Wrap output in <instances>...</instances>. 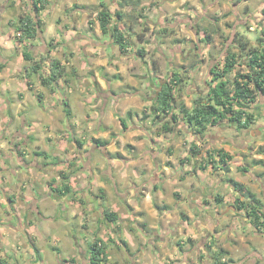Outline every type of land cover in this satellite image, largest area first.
I'll return each instance as SVG.
<instances>
[{
  "label": "clouds",
  "instance_id": "1",
  "mask_svg": "<svg viewBox=\"0 0 264 264\" xmlns=\"http://www.w3.org/2000/svg\"><path fill=\"white\" fill-rule=\"evenodd\" d=\"M261 64L264 0H0V264H264Z\"/></svg>",
  "mask_w": 264,
  "mask_h": 264
},
{
  "label": "trees",
  "instance_id": "2",
  "mask_svg": "<svg viewBox=\"0 0 264 264\" xmlns=\"http://www.w3.org/2000/svg\"><path fill=\"white\" fill-rule=\"evenodd\" d=\"M255 59H256V57L253 56V60H255ZM255 66L258 67V68H260V72L257 74L258 77H259V76H264V64H261V65H255Z\"/></svg>",
  "mask_w": 264,
  "mask_h": 264
},
{
  "label": "rangeland",
  "instance_id": "3",
  "mask_svg": "<svg viewBox=\"0 0 264 264\" xmlns=\"http://www.w3.org/2000/svg\"><path fill=\"white\" fill-rule=\"evenodd\" d=\"M50 251H54V250H50ZM73 264H75V261H73Z\"/></svg>",
  "mask_w": 264,
  "mask_h": 264
}]
</instances>
